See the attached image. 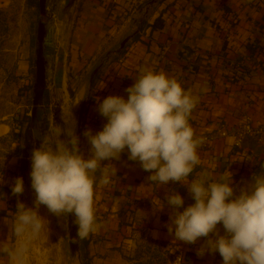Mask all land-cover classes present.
I'll use <instances>...</instances> for the list:
<instances>
[{
    "label": "crops",
    "instance_id": "crops-1",
    "mask_svg": "<svg viewBox=\"0 0 264 264\" xmlns=\"http://www.w3.org/2000/svg\"><path fill=\"white\" fill-rule=\"evenodd\" d=\"M10 1L0 0V7ZM70 1L45 0L47 86L37 111L38 124L50 121L55 103L61 108V101H66L61 112L64 121L79 108L82 119L77 136L81 152L88 158L91 146L84 131L91 129L95 134L107 122L99 114V103L109 95L127 99L125 89L141 69L162 71L199 97L189 123L195 137L204 142L197 148L200 164L189 179L208 173L217 180L230 171L238 194L252 182L253 175L264 176V152L254 138L247 135L242 146L236 147L232 132L243 122L256 124L264 119V0ZM50 12L57 15L54 22ZM24 40L11 51H0V58H6L0 61V71L5 74L0 102L11 108L2 111L0 118V238H7L8 224L20 201L11 189L22 175V158L29 155L31 159L32 154L27 145L31 122L25 99L32 96V54H24L30 39ZM12 74L20 77L12 82ZM12 84L21 98L13 95ZM18 99L24 103L16 104ZM36 128H31V137L39 133ZM103 163H112L118 171L108 185L95 188V216L102 227L79 239L84 264H134L131 244L138 232L167 241L170 252L182 255L179 264H223L219 253L197 255L207 238L187 244L174 241L168 233L174 210L166 196L179 193L187 207L194 200L186 186L179 182L152 184L147 179L151 173L138 161L129 160L127 149L119 160ZM95 177L98 185L100 173ZM158 199L165 205L163 210L157 211ZM217 228L224 234L222 225Z\"/></svg>",
    "mask_w": 264,
    "mask_h": 264
},
{
    "label": "clouds",
    "instance_id": "clouds-1",
    "mask_svg": "<svg viewBox=\"0 0 264 264\" xmlns=\"http://www.w3.org/2000/svg\"><path fill=\"white\" fill-rule=\"evenodd\" d=\"M125 91L127 99L109 95L99 103V114L107 122L95 134L91 129L84 131L91 146L88 158L75 131L67 133L54 117L50 119L48 135L31 154L34 207L17 201L9 234L0 238V264H47L50 229L49 221L39 215L41 205L58 218L74 215L76 238L97 233L102 225L95 216V188L108 185L118 171L103 161L119 160L125 149L129 160L151 173L147 179L152 184L179 182L192 196L194 203L187 207L179 193L166 196L174 210L167 225L174 241L195 244L207 238L197 249L198 256L219 253L223 264H264V176L253 175L238 194L230 171L217 180L208 173L189 179L200 164L197 148L204 142L195 137L189 123L199 97L176 78L147 68ZM65 103L61 101L62 113ZM11 191L15 196L24 192L22 177L15 179ZM159 204L157 211L165 206L160 200ZM217 225H222L224 234Z\"/></svg>",
    "mask_w": 264,
    "mask_h": 264
},
{
    "label": "rangeland",
    "instance_id": "rangeland-1",
    "mask_svg": "<svg viewBox=\"0 0 264 264\" xmlns=\"http://www.w3.org/2000/svg\"><path fill=\"white\" fill-rule=\"evenodd\" d=\"M37 12L38 9L33 4V0H11L10 3L4 7H0V51H11L10 49L17 44L18 41L28 42L26 47H24V54L26 55L28 51L32 54L30 59V70L33 77V83L35 81V48H36V31H37ZM32 22V25L30 24ZM31 25V27H30ZM17 49L21 48L17 45ZM16 47V46H15ZM6 58L1 55L0 61L4 62ZM19 75L12 74L9 78L11 81H15ZM5 74L0 71V82H3ZM8 80V79H7ZM6 80V82H7ZM18 82V81H17ZM8 88L10 83H8ZM13 85V84H12ZM18 88V86H17ZM15 90V85L12 86L13 95L21 98V95ZM1 92L0 94H2ZM28 107V112L30 113L31 108V98H25ZM24 103L20 99L16 101V104ZM53 107V117L56 123L63 127L67 133H74L78 135L79 128L77 127L78 115L80 113L79 108L73 111L70 118L64 121L63 116L60 111L59 103H55ZM10 107L4 106L3 102H0V118L3 115L2 111L7 110ZM14 108V107H13ZM12 108V110H13ZM8 109V110H9ZM7 110V111H8ZM21 119L19 116H17ZM30 117V115L28 116ZM50 121L41 120L40 124L32 125L30 123L28 132L27 145L29 148H38L41 144V140L49 133ZM36 131L39 133L35 137L30 136V130L36 127ZM61 139H65L62 134ZM22 158V164L19 169L21 172V177L23 178L24 192L19 195L20 201L23 202L27 207H34L35 193L31 187V159ZM39 215L46 218L49 221L48 227L49 237H48V258L47 264H83L85 253L83 250H78L75 253H71L69 247V232H68V222L67 218H58L54 214L50 213L46 206L41 205L39 210ZM15 216V214H14ZM168 242L165 240L153 238L146 233L138 232L132 238L131 244V254L130 257L134 264H179L176 262V257L178 255L175 252H170L168 247Z\"/></svg>",
    "mask_w": 264,
    "mask_h": 264
},
{
    "label": "water",
    "instance_id": "water-1",
    "mask_svg": "<svg viewBox=\"0 0 264 264\" xmlns=\"http://www.w3.org/2000/svg\"><path fill=\"white\" fill-rule=\"evenodd\" d=\"M73 0L70 1L71 4ZM38 22L36 31V48H35V81L32 87V101L30 108V122L32 125L37 124V111L42 104V97L47 86L46 59L44 56V40L47 31L46 3L45 0H38ZM127 39L123 40V46ZM82 112L80 111L77 120V127L80 128ZM75 217L69 214L67 217L69 232V247L71 253H75L79 247V239L76 238L77 225L74 223Z\"/></svg>",
    "mask_w": 264,
    "mask_h": 264
},
{
    "label": "built area",
    "instance_id": "built-area-1",
    "mask_svg": "<svg viewBox=\"0 0 264 264\" xmlns=\"http://www.w3.org/2000/svg\"><path fill=\"white\" fill-rule=\"evenodd\" d=\"M50 19L54 22L57 19V15L54 12L49 13ZM234 140L233 144L236 147H241L243 140L247 135H250L254 138L256 143L259 145L261 150L264 152V119L256 124H251L249 122H243L239 126H235L232 129ZM181 254H178L176 257V262L180 263Z\"/></svg>",
    "mask_w": 264,
    "mask_h": 264
},
{
    "label": "trees",
    "instance_id": "trees-1",
    "mask_svg": "<svg viewBox=\"0 0 264 264\" xmlns=\"http://www.w3.org/2000/svg\"><path fill=\"white\" fill-rule=\"evenodd\" d=\"M33 4L36 6V8L38 9L37 15L39 13V8H38V0H33ZM38 20V17H37ZM83 111H84V104H83ZM84 264V263H83Z\"/></svg>",
    "mask_w": 264,
    "mask_h": 264
}]
</instances>
